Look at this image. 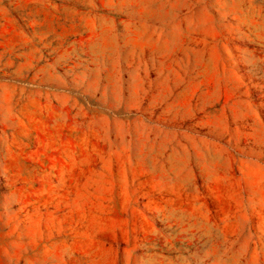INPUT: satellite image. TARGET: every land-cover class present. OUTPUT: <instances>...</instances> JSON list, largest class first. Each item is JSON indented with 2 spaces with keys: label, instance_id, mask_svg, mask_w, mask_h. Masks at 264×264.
<instances>
[{
  "label": "rangeland",
  "instance_id": "rangeland-1",
  "mask_svg": "<svg viewBox=\"0 0 264 264\" xmlns=\"http://www.w3.org/2000/svg\"><path fill=\"white\" fill-rule=\"evenodd\" d=\"M0 264H264V0H0Z\"/></svg>",
  "mask_w": 264,
  "mask_h": 264
}]
</instances>
